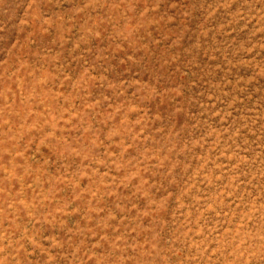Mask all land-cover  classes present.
I'll return each mask as SVG.
<instances>
[{"label": "rangeland", "instance_id": "1", "mask_svg": "<svg viewBox=\"0 0 264 264\" xmlns=\"http://www.w3.org/2000/svg\"><path fill=\"white\" fill-rule=\"evenodd\" d=\"M0 264H264V0H0Z\"/></svg>", "mask_w": 264, "mask_h": 264}]
</instances>
